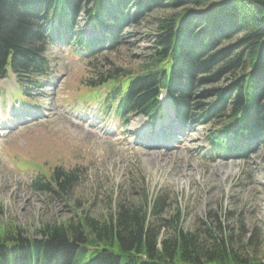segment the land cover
I'll use <instances>...</instances> for the list:
<instances>
[{
  "label": "trees",
  "instance_id": "trees-1",
  "mask_svg": "<svg viewBox=\"0 0 264 264\" xmlns=\"http://www.w3.org/2000/svg\"><path fill=\"white\" fill-rule=\"evenodd\" d=\"M122 10L126 15L118 22ZM164 10L177 12L155 23L157 47L145 75L89 80L90 90L112 89L100 112L110 109L108 115L125 125L132 114L154 123L162 114V89L178 122L203 126L213 120L206 137L211 154L244 155L264 143V0H0V80L11 75L27 95L51 73L45 53L54 40L67 45L75 39L76 47L93 55L118 44L111 40L122 24ZM81 12L98 39L76 31ZM103 18L117 21L115 28ZM31 78L37 82L27 81L25 88ZM219 82L224 86L198 96L207 103L191 104L193 92ZM75 171L55 168L35 178L33 187L61 196L73 186ZM165 207L161 197L145 209L118 204L106 221L78 216L45 224L33 239L8 229L0 235V264H264L227 239L184 232L178 211L161 219Z\"/></svg>",
  "mask_w": 264,
  "mask_h": 264
},
{
  "label": "rangeland",
  "instance_id": "rangeland-1",
  "mask_svg": "<svg viewBox=\"0 0 264 264\" xmlns=\"http://www.w3.org/2000/svg\"><path fill=\"white\" fill-rule=\"evenodd\" d=\"M172 12L177 10L122 24L111 40L118 44L94 55L76 47L75 39L69 46L54 40L46 52L51 74L27 95L17 94L12 76L0 81L5 97L0 106V235L13 229L33 239L45 224L78 216L102 222L118 204L145 209L146 202L161 197L166 202L161 219L171 220L178 211L184 232L202 240L208 234L227 239L242 253L264 260V143L241 158L220 157L206 143L213 120L183 126L164 103L153 125L130 115L126 126L108 115L110 109L100 112L104 106L97 90L87 88L100 74L145 75L157 47L155 23ZM125 15L122 10L117 21ZM103 21L112 29L117 24ZM25 81V88L27 81L37 82ZM219 86L224 84H205L193 92L191 104L207 103L208 98L198 97L201 91ZM111 90H100L102 103ZM167 123L173 127L165 129ZM55 168L76 170L73 186L61 196L36 190L33 180Z\"/></svg>",
  "mask_w": 264,
  "mask_h": 264
},
{
  "label": "bare ground",
  "instance_id": "bare-ground-1",
  "mask_svg": "<svg viewBox=\"0 0 264 264\" xmlns=\"http://www.w3.org/2000/svg\"><path fill=\"white\" fill-rule=\"evenodd\" d=\"M169 113H170V115H174V113L171 112V111H170ZM174 116H175V115H174ZM0 120H1V119H0ZM169 124H170V123H167V125H169ZM158 132H161V130L159 129ZM120 152H121V151H120ZM159 157H160V156H159ZM154 158H155V157H154Z\"/></svg>",
  "mask_w": 264,
  "mask_h": 264
}]
</instances>
